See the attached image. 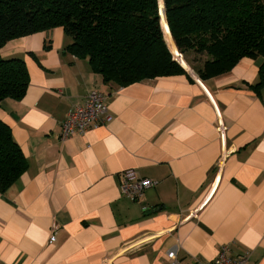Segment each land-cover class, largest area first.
I'll list each match as a JSON object with an SVG mask.
<instances>
[{
    "label": "crops",
    "instance_id": "obj_1",
    "mask_svg": "<svg viewBox=\"0 0 264 264\" xmlns=\"http://www.w3.org/2000/svg\"><path fill=\"white\" fill-rule=\"evenodd\" d=\"M69 42L55 27L0 49L29 75L20 100L0 102L27 160L0 192V264H198L224 244L264 264V85L252 87L263 57L207 79L184 68L118 86ZM92 89L107 94L108 117L61 140L67 111ZM126 169L156 184L131 199Z\"/></svg>",
    "mask_w": 264,
    "mask_h": 264
},
{
    "label": "trees",
    "instance_id": "obj_2",
    "mask_svg": "<svg viewBox=\"0 0 264 264\" xmlns=\"http://www.w3.org/2000/svg\"><path fill=\"white\" fill-rule=\"evenodd\" d=\"M160 4L175 47L199 78L225 73L243 57L264 59V0H0V49L12 39L62 27L70 37L66 50L87 59L103 83L125 86L185 74L166 43ZM28 84L24 59L0 54V102L20 100ZM263 85L264 60L252 87L259 93ZM26 167L0 120V192Z\"/></svg>",
    "mask_w": 264,
    "mask_h": 264
},
{
    "label": "built area",
    "instance_id": "obj_3",
    "mask_svg": "<svg viewBox=\"0 0 264 264\" xmlns=\"http://www.w3.org/2000/svg\"><path fill=\"white\" fill-rule=\"evenodd\" d=\"M175 58V57H174ZM107 94L97 89L90 90L82 104L74 105L69 108L64 119L60 123L59 138L65 140L75 134H83L103 123L107 115ZM225 127L219 124L218 130L222 134ZM156 184V181L140 177L132 169H126L120 175V187L122 193L131 198H139L143 191ZM204 205L200 204L198 208L189 212L185 217L195 216L198 210ZM55 240L54 235H50L49 243ZM229 248L227 245H221L217 256L208 261H201L198 264H250V253L243 252L235 257L227 255ZM173 264H179L174 261Z\"/></svg>",
    "mask_w": 264,
    "mask_h": 264
},
{
    "label": "rangeland",
    "instance_id": "obj_4",
    "mask_svg": "<svg viewBox=\"0 0 264 264\" xmlns=\"http://www.w3.org/2000/svg\"><path fill=\"white\" fill-rule=\"evenodd\" d=\"M160 14H161V21H162V28L164 31V35H165V40L166 43L168 45V48L170 49L171 53L173 54V56L175 57V59L186 69H191L195 72L194 69H192L187 62L184 60L182 54L177 50V48L175 47L169 33H168V28H167V24H166V20H165V14H164V8L163 5L160 4ZM194 57L193 54H189L187 55L188 59H192ZM190 67V68H189Z\"/></svg>",
    "mask_w": 264,
    "mask_h": 264
},
{
    "label": "water",
    "instance_id": "obj_5",
    "mask_svg": "<svg viewBox=\"0 0 264 264\" xmlns=\"http://www.w3.org/2000/svg\"><path fill=\"white\" fill-rule=\"evenodd\" d=\"M160 20H161V17H160ZM181 65V64H180ZM182 66V65H181ZM183 67V66H182ZM184 68V67H183Z\"/></svg>",
    "mask_w": 264,
    "mask_h": 264
}]
</instances>
